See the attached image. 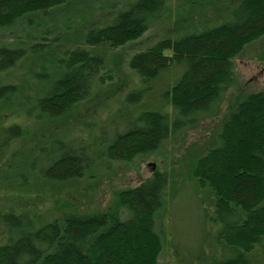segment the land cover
<instances>
[{
    "label": "trees",
    "instance_id": "1",
    "mask_svg": "<svg viewBox=\"0 0 264 264\" xmlns=\"http://www.w3.org/2000/svg\"><path fill=\"white\" fill-rule=\"evenodd\" d=\"M67 1L0 0V31ZM185 1L198 9L211 6L221 20L132 55L135 87L112 102L102 119L85 122L88 129L79 135L50 138L44 147L30 148L13 166L8 161L16 144L27 140V123L46 125L79 112L77 105L92 96L110 52L139 38L169 9V0H133L103 27L85 29L75 40L58 36L48 44L0 46V106L18 110V116H0V264H156L160 246L155 219L166 206L172 264L193 263L189 252L194 247H180L178 236L179 229H188L183 224L191 217L187 209H199L204 227L221 228L213 253L221 258L210 264L262 263L264 91L234 100L214 145L190 167L194 185L183 175L185 195L169 194L170 177L155 172L121 192L118 209L81 214L72 202L62 206L49 186H32H65L71 179L95 177L98 168L157 152L213 115L235 79L233 58L244 44L264 35V0ZM80 22L87 20L82 17ZM66 24L78 25L70 19ZM64 41L74 49L61 48ZM35 58V69H21ZM9 71L19 74L16 83L4 81ZM197 190L205 191L209 200ZM189 223L202 229L192 217Z\"/></svg>",
    "mask_w": 264,
    "mask_h": 264
},
{
    "label": "rangeland",
    "instance_id": "2",
    "mask_svg": "<svg viewBox=\"0 0 264 264\" xmlns=\"http://www.w3.org/2000/svg\"><path fill=\"white\" fill-rule=\"evenodd\" d=\"M131 2L133 0H69L47 12L27 15L13 24L9 30L0 31V46L19 41H25L27 44H48L51 43V38L58 36L62 40L66 39L65 41L78 39L76 37L84 33L85 29H90L93 26L103 27ZM198 6L199 9L192 7L185 0H169V9L160 18L150 23L139 38L128 41L110 52L105 61L101 78L93 86L92 96L77 105L80 107L79 112L70 114L59 122L46 125L35 126L31 122L27 123L29 125L27 126V140L16 144L13 159H10L8 164L13 166L17 163V159L27 154L30 148L40 149L39 147H44L50 138H67L76 134L79 135L85 128L88 129L85 122H98L102 119L112 102L135 87L137 80L129 67V59L132 55L150 48L159 41L169 38L179 39L195 31H200L205 25L209 26L221 20L220 14L211 10V6ZM82 17L87 20V23L80 22ZM64 18H66V23L67 19H70L72 23L78 25L67 26L63 22ZM47 31L51 34L48 35L49 32ZM45 32L47 33L45 34ZM65 41L61 48L69 51L74 49L73 45ZM36 61L37 58L31 59L29 63H24L21 69H35ZM233 63L235 73L233 84L224 93V98L216 107L213 115L203 117L197 127L183 130L177 137L163 143L155 153L134 156L125 162L113 163L111 168H98L100 173L96 174L95 177L85 176L81 179H71L65 186L36 183L32 185L33 188L44 189L49 186L52 195L58 194L55 196L61 198L62 206L66 202H72L75 204L74 208L81 214L105 212L108 207L118 209L117 198L121 192L139 186L155 172H167L171 182L169 183V194L174 192V195L177 196L185 195L187 187L186 184L181 183L183 175H186L184 179H188L194 185L193 181L190 180V174L187 175L188 171L190 173L188 164L204 155L214 145V137L219 132L221 124L227 119L234 100L242 95L264 91V35L251 40L246 45L244 44L241 52L233 58ZM18 75L17 71H9L3 74V79L14 82V79H18ZM17 111L16 108L7 111L0 106L2 119L18 116ZM56 134L59 136L53 137ZM7 181L8 178H4L1 182L4 184L3 188H6L7 184L5 183ZM193 185V191H195ZM58 188H63V192H60ZM199 193L202 197L207 196L206 199L209 200L205 191L199 190L197 194ZM193 203L198 205L199 202L192 201ZM187 210L185 212L190 214L194 223L202 229H193L189 223L191 217L184 218L188 219L183 223L188 229L178 230L180 247L185 245L194 247L189 252V260L193 262L192 264H197L198 259H201L202 264H210L211 261L220 260L221 255L215 257L213 253L216 251L214 246L217 232L221 228L218 224L211 229L204 227L203 220L198 221L201 215L196 210L199 209ZM167 211L166 206L155 219V230L159 237L160 246L156 264H172L173 260L172 248H170L172 236L167 233L166 229L169 223L166 217ZM54 214L56 218L60 217V213L54 212ZM189 227L191 230L186 237ZM263 257L260 258L263 259Z\"/></svg>",
    "mask_w": 264,
    "mask_h": 264
},
{
    "label": "bare ground",
    "instance_id": "3",
    "mask_svg": "<svg viewBox=\"0 0 264 264\" xmlns=\"http://www.w3.org/2000/svg\"><path fill=\"white\" fill-rule=\"evenodd\" d=\"M41 13V12H40ZM43 14V13H42ZM46 15H49V14H46ZM67 30V29H66ZM232 62H233V60H232ZM233 68H234V63H233ZM235 80V79H234ZM234 82V81H233ZM233 84V83H232ZM82 102V101H81ZM141 156H143V155H141ZM196 161V160H195ZM195 161H193L192 163H190V164H188L189 165V168L194 164V162ZM161 173H165V174H167V172H161ZM190 174V173H189ZM190 180L192 181V179L190 178ZM206 198H207V196H205Z\"/></svg>",
    "mask_w": 264,
    "mask_h": 264
}]
</instances>
